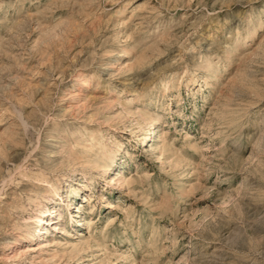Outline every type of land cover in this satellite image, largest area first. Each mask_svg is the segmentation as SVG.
<instances>
[{
  "label": "rangeland",
  "instance_id": "rangeland-1",
  "mask_svg": "<svg viewBox=\"0 0 264 264\" xmlns=\"http://www.w3.org/2000/svg\"><path fill=\"white\" fill-rule=\"evenodd\" d=\"M0 264H264V0H0Z\"/></svg>",
  "mask_w": 264,
  "mask_h": 264
}]
</instances>
